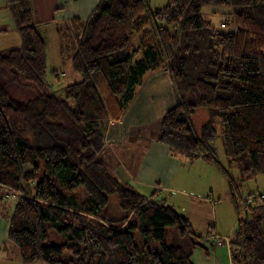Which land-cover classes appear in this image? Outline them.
Instances as JSON below:
<instances>
[{
	"label": "trees",
	"instance_id": "obj_1",
	"mask_svg": "<svg viewBox=\"0 0 264 264\" xmlns=\"http://www.w3.org/2000/svg\"><path fill=\"white\" fill-rule=\"evenodd\" d=\"M7 2L18 6L21 44L0 56V214L13 194L7 238L21 259L194 264V240L206 243L211 233L197 231L164 199L120 181L101 156L109 122L122 119L148 79L167 70L178 100L153 138L172 154L201 159L225 176L238 215L231 263L264 264V193H249L252 203L246 199L244 215L239 209L242 182L264 176V0H167L154 9L150 0H99L88 17L57 24L60 56L82 74L59 95L46 91L47 43L34 22L32 0ZM203 5L231 7L221 26L233 28L215 27L201 13ZM134 31L139 47L126 52ZM24 90L34 93L21 97ZM200 107L210 117L198 127L194 114ZM216 121L228 162L239 166V183L214 147ZM113 193L122 210L118 218L107 210ZM169 225L178 227L181 241L166 242ZM50 228L64 240L46 244ZM149 240L161 248L152 249ZM64 251L68 259L57 257Z\"/></svg>",
	"mask_w": 264,
	"mask_h": 264
},
{
	"label": "rangeland",
	"instance_id": "obj_2",
	"mask_svg": "<svg viewBox=\"0 0 264 264\" xmlns=\"http://www.w3.org/2000/svg\"><path fill=\"white\" fill-rule=\"evenodd\" d=\"M167 3V0H150V5L152 9L157 7H163ZM15 11H18L17 4H9L7 0H0V56L4 55L8 52V50L12 47L19 46L21 44V37L19 34L18 26H17V18L14 14ZM231 11V7L223 6V5H203L201 8V13L206 16L208 19L211 20L213 25L223 31H228L233 28V26L228 25L226 27H222L221 23L228 19L231 15L228 14ZM40 32L43 34L46 43H47V54H48V71L46 74V91L56 94L63 93V89L66 85L78 81L82 78V74L76 70H74L72 66V62L70 59H66L65 61L62 60L59 51V41L56 32V27L52 24H49L48 27L37 26ZM20 38V39H19ZM140 44V33L139 32H132L130 41L126 47V52H131L134 49H137ZM141 52L136 55V58L141 57ZM162 72V71H161ZM159 72V73H161ZM158 74V73H157ZM155 74V75H157ZM154 76V75H153ZM143 89V87H142ZM141 89V90H142ZM140 90V91H141ZM33 90H24L21 92V97H26L33 95ZM140 93V92H139ZM138 93V94H139ZM124 117V116H123ZM122 117V118H123ZM210 117V111L206 107H200L196 110L194 114V120L196 125L199 127L202 123H204ZM217 119V118H216ZM120 120H111L109 125H112L115 121ZM217 129V137L214 141V147L218 154L220 160L224 163V165L232 172L234 178L239 183V178H241V172L239 170V166L237 163H229L227 156L224 151L223 139H222V128L219 122L216 121L215 125ZM108 131V129H107ZM107 137V135H106ZM130 142V140H128ZM101 154L102 159L107 166V168L119 178L120 181L124 183H130L134 186L135 189L140 191L142 194L147 196H152L154 199H164V202L168 205H173L175 209L182 213L181 209L188 211L189 215H192V219L196 222L194 214L198 212H202L207 214L206 216L210 219L209 223L206 224L203 228L201 233L204 235L207 233H211V235H218L214 238V240L221 244L222 248L218 249V254L221 257L223 264H230L229 260V250L228 244L230 239L233 237L235 228L237 225V211L235 205L232 201L229 187L225 176L214 166L211 165L213 172H217V175H212L211 173H207L203 166L200 164L205 163H198L203 162L201 159L194 160V164H189L187 162L183 163L182 169L186 170V173L191 175L192 180L191 184H194V188H188L195 192L201 193L200 187L203 186V180L206 174L210 177L212 182V190L209 189L205 196H200L199 198H191L192 205L187 201L186 197H180V194L175 192L165 193L160 191L153 192H143V190H139L138 186L130 180L128 174L131 173L135 175L137 170V159L140 157L139 150L135 147H132V152L130 154H125L122 158L123 168L125 171L123 172L120 169L119 163L116 159H118L110 145L106 144V148L102 151ZM197 162V163H196ZM119 166V167H118ZM208 166V165H205ZM126 170L128 172H126ZM128 173V174H127ZM185 174H182V177ZM198 175H202L201 178H198ZM205 181V180H204ZM241 181V180H240ZM204 188V186L202 187ZM258 191L259 193H264V176L258 175L255 178L248 179L242 182L241 188V200L239 204V209L241 215L245 213L244 206L246 204V199L249 197V193ZM77 193L81 198L86 197V192L83 187H79L77 189ZM14 196L10 194L6 197V207L8 211H10L13 207L14 203ZM193 204H195L193 206ZM194 207V208H193ZM216 207V208H215ZM216 209V212H215ZM107 210L111 214L112 217L118 218L122 214V210L119 204V197L116 193L109 195V202L107 205ZM204 215V214H203ZM132 221L135 223H139V219L136 217L132 218ZM199 222L197 221L196 224ZM136 243L141 246L144 243V238L141 235V232L137 229L134 230ZM180 235L178 231V227L176 225H169L166 227V237L165 240L168 244H173L176 242L181 241ZM64 240V237L61 233H59L56 229L50 228L48 230V238L45 241L46 244H57ZM149 245L152 249L158 250L161 248V244L159 241L156 240H149ZM7 252L9 254V262L1 261L0 264H44L40 261H33V262H24L20 255L18 247L13 244L11 241L6 242ZM221 246V245H220ZM197 250L200 253H193V261L195 264H216L213 262V258H208V250L199 246L195 245ZM6 248V247H5ZM214 254V250L212 251ZM57 257L62 259H68L70 257L69 251H64L63 253L59 254Z\"/></svg>",
	"mask_w": 264,
	"mask_h": 264
},
{
	"label": "crops",
	"instance_id": "obj_3",
	"mask_svg": "<svg viewBox=\"0 0 264 264\" xmlns=\"http://www.w3.org/2000/svg\"><path fill=\"white\" fill-rule=\"evenodd\" d=\"M98 1L99 0H32L34 22L37 26L48 27L49 24H52L57 28L58 23L70 17H88L98 4ZM177 100L178 94L167 70L150 77L122 120L115 121L108 127L106 144L110 145L114 155L118 158L116 160L123 172L125 171L123 165H121L122 163L124 164V162H122L123 156H125L126 153L130 154V152H132V147L139 150L140 157L137 159V167H135L137 172L135 175L127 173L130 180L138 186L139 190H143V192H175L180 194V197H186L187 201L192 205L193 202L191 198L205 196L209 189L212 190L210 177H208L207 174L203 176L205 181L203 180L204 188H202V186L200 187L201 189H199L201 193L191 190L194 188V184H191L190 181V179L192 180L191 175L187 174L185 169L181 171V167H183V163L187 161V163L193 165L195 163L194 160L172 154L166 144L153 138L158 132L160 118L168 109L176 104ZM128 140H130V142H128ZM198 163H205L200 164L203 166L204 170L212 175H217V172H213L215 170H212L210 164L204 161ZM126 172L128 171L126 170ZM182 174L185 175L182 177ZM197 177L201 178L202 175H198ZM3 202L6 203V200ZM194 205L195 204H193V206ZM2 210H4V212L0 214V260L9 262L6 242H8L9 216L13 211V207L10 211H8L6 206ZM181 210L199 232H201V228L209 223L210 219L206 216L207 214L201 211L198 212V215L197 213L193 215L196 218V222H199L200 225H198V223L196 224L194 219H192V215H189L190 213L188 214V211L184 209ZM216 236L218 235H210L207 238L206 244L208 247L205 249L208 250L209 259L213 258V262L216 264H223L224 262L218 254V249L220 247L222 248V243L219 244L214 240ZM227 246L229 250L228 262L232 264L229 244ZM213 250L214 254L212 253ZM194 252L200 253L196 247L193 253ZM193 263L195 264L194 261Z\"/></svg>",
	"mask_w": 264,
	"mask_h": 264
},
{
	"label": "water",
	"instance_id": "obj_4",
	"mask_svg": "<svg viewBox=\"0 0 264 264\" xmlns=\"http://www.w3.org/2000/svg\"><path fill=\"white\" fill-rule=\"evenodd\" d=\"M194 240V239H193ZM194 242L196 243V244H198L199 246H201V247H203V248H207L208 247V245L204 242V241H201V240H194Z\"/></svg>",
	"mask_w": 264,
	"mask_h": 264
},
{
	"label": "built area",
	"instance_id": "obj_5",
	"mask_svg": "<svg viewBox=\"0 0 264 264\" xmlns=\"http://www.w3.org/2000/svg\"><path fill=\"white\" fill-rule=\"evenodd\" d=\"M247 203L251 204L252 203V198L247 199Z\"/></svg>",
	"mask_w": 264,
	"mask_h": 264
}]
</instances>
